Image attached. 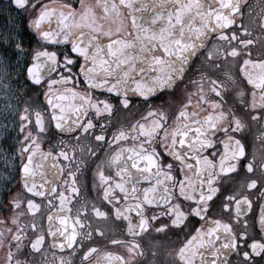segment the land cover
Segmentation results:
<instances>
[{"label":"flooded vegetation","instance_id":"1","mask_svg":"<svg viewBox=\"0 0 264 264\" xmlns=\"http://www.w3.org/2000/svg\"><path fill=\"white\" fill-rule=\"evenodd\" d=\"M0 5L20 39L13 115L0 105V264H264V0ZM203 17L218 30L170 89L85 81L108 44Z\"/></svg>","mask_w":264,"mask_h":264},{"label":"water","instance_id":"2","mask_svg":"<svg viewBox=\"0 0 264 264\" xmlns=\"http://www.w3.org/2000/svg\"><path fill=\"white\" fill-rule=\"evenodd\" d=\"M203 17L198 31L185 24L182 32L139 33L138 39L112 42L100 49L92 67L85 73V81L93 88L115 92L137 90L141 94L155 95L170 89L200 52L217 26ZM189 26V27H188ZM159 46L163 56H153ZM89 56V57H88ZM91 58V54L87 55ZM37 83V81H34ZM56 126L63 109H50ZM264 126V115H263Z\"/></svg>","mask_w":264,"mask_h":264},{"label":"rangeland","instance_id":"3","mask_svg":"<svg viewBox=\"0 0 264 264\" xmlns=\"http://www.w3.org/2000/svg\"><path fill=\"white\" fill-rule=\"evenodd\" d=\"M3 9V5H0V11ZM3 16L0 19V105L3 101L9 100V109L13 115V109H15L16 101L19 92L18 74L16 72V65L19 60V30L17 25L16 15ZM5 49L10 53V61H3L1 57L2 49ZM11 73L8 77L9 72ZM6 75V76H5ZM5 78V79H4ZM2 138V129H0V142ZM5 163L2 158V151L0 150V169ZM2 172V170H1ZM2 173H0V180L2 181Z\"/></svg>","mask_w":264,"mask_h":264}]
</instances>
